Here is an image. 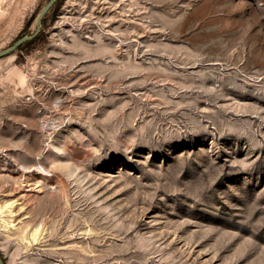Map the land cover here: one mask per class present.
I'll return each mask as SVG.
<instances>
[{
	"label": "rangeland",
	"instance_id": "1",
	"mask_svg": "<svg viewBox=\"0 0 264 264\" xmlns=\"http://www.w3.org/2000/svg\"><path fill=\"white\" fill-rule=\"evenodd\" d=\"M0 255L264 264V0H61L0 58Z\"/></svg>",
	"mask_w": 264,
	"mask_h": 264
},
{
	"label": "water",
	"instance_id": "2",
	"mask_svg": "<svg viewBox=\"0 0 264 264\" xmlns=\"http://www.w3.org/2000/svg\"><path fill=\"white\" fill-rule=\"evenodd\" d=\"M58 0H49L43 7L42 9L38 12L37 16L35 17L34 20V31L30 33L29 35L22 36L18 38L11 46H9L6 49H3L0 51V58L5 57L7 55H10L13 53L19 46H21L25 42H29L36 38L38 33L40 32L41 29V20L43 17L48 13V11L54 6V4ZM0 264H5L2 256L0 255Z\"/></svg>",
	"mask_w": 264,
	"mask_h": 264
},
{
	"label": "trees",
	"instance_id": "3",
	"mask_svg": "<svg viewBox=\"0 0 264 264\" xmlns=\"http://www.w3.org/2000/svg\"><path fill=\"white\" fill-rule=\"evenodd\" d=\"M60 1H61V0H58V1L54 4V6L51 8V9L54 10V12H55L56 9L59 7V3H60ZM51 9H50V10H51ZM50 10L48 11V13L50 12ZM48 13H47V14H48ZM47 14L43 17V19L41 20V23H43V21L46 19Z\"/></svg>",
	"mask_w": 264,
	"mask_h": 264
},
{
	"label": "bare ground",
	"instance_id": "4",
	"mask_svg": "<svg viewBox=\"0 0 264 264\" xmlns=\"http://www.w3.org/2000/svg\"><path fill=\"white\" fill-rule=\"evenodd\" d=\"M38 170H40V173H41V174H46V175H48V171H47V170H45V169H43V168H39ZM35 237H36V233H34L33 236H32V240H33V242H34V240H35Z\"/></svg>",
	"mask_w": 264,
	"mask_h": 264
}]
</instances>
